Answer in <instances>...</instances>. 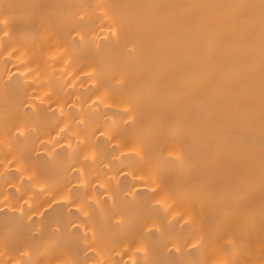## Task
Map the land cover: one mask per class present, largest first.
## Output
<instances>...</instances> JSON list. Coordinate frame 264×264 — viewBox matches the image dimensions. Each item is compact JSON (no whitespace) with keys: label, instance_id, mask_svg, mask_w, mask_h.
Wrapping results in <instances>:
<instances>
[{"label":"bare ground","instance_id":"6f19581e","mask_svg":"<svg viewBox=\"0 0 264 264\" xmlns=\"http://www.w3.org/2000/svg\"><path fill=\"white\" fill-rule=\"evenodd\" d=\"M0 264H264V0H0Z\"/></svg>","mask_w":264,"mask_h":264}]
</instances>
